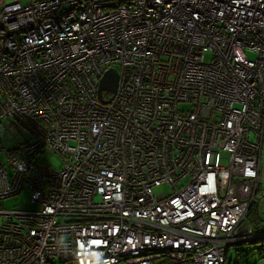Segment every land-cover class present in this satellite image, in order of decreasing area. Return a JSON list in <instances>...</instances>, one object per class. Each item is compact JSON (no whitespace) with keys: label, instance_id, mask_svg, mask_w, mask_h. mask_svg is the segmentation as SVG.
<instances>
[{"label":"built area","instance_id":"2783aa9c","mask_svg":"<svg viewBox=\"0 0 264 264\" xmlns=\"http://www.w3.org/2000/svg\"><path fill=\"white\" fill-rule=\"evenodd\" d=\"M0 91V264H226L264 238V0H0ZM24 188L40 209L1 205Z\"/></svg>","mask_w":264,"mask_h":264},{"label":"rangeland","instance_id":"374dc122","mask_svg":"<svg viewBox=\"0 0 264 264\" xmlns=\"http://www.w3.org/2000/svg\"><path fill=\"white\" fill-rule=\"evenodd\" d=\"M20 1L22 2V4H28L30 2V0H20ZM249 56L254 57V54L249 53ZM211 57H212V51L207 49L204 52V59L210 60ZM1 97L2 94L0 91V99ZM180 107L187 108L188 104L181 103ZM8 147H11V145L8 144ZM3 156L5 157V153H3ZM41 162L47 163L48 165L56 169H60L62 166V159H60L58 155L43 156ZM223 162L224 163L228 162V156L225 152L223 153ZM10 170L13 171L12 169ZM186 182H187L186 179L183 180L179 184V186H182ZM154 190L156 192L164 190L168 194H171L173 188L171 187L170 184H164L160 187L154 188ZM1 205L5 208H10V209L18 208L21 205L22 206L28 205L30 209H35V210L41 208L40 204L32 202V192L28 188H24L19 193L3 199ZM260 216L262 217V219H264V202L260 205ZM167 262L168 261L164 260L161 262V264H166ZM226 264H264V241H259L255 243H242L240 245L231 246Z\"/></svg>","mask_w":264,"mask_h":264},{"label":"water","instance_id":"95a60500","mask_svg":"<svg viewBox=\"0 0 264 264\" xmlns=\"http://www.w3.org/2000/svg\"><path fill=\"white\" fill-rule=\"evenodd\" d=\"M119 82V71L115 68L108 69L104 76L101 79L100 85H99V98L102 102L108 103L111 101L112 98L105 100L103 98V92L104 90L111 92L112 94H115L117 91Z\"/></svg>","mask_w":264,"mask_h":264},{"label":"trees","instance_id":"16d2710c","mask_svg":"<svg viewBox=\"0 0 264 264\" xmlns=\"http://www.w3.org/2000/svg\"><path fill=\"white\" fill-rule=\"evenodd\" d=\"M264 201H262L261 203H263ZM261 203L258 204H253L250 208V212L248 214V223H250V225L253 227L254 232L257 233H264V219H262V217L260 216V205ZM259 241H264V238H258V239H254L251 241H246V242H238L233 244L234 245H240L242 243H255V242H259ZM230 248L228 249V254H229ZM228 254H227V260H228Z\"/></svg>","mask_w":264,"mask_h":264},{"label":"crops","instance_id":"0c3cea01","mask_svg":"<svg viewBox=\"0 0 264 264\" xmlns=\"http://www.w3.org/2000/svg\"><path fill=\"white\" fill-rule=\"evenodd\" d=\"M262 204V203H261Z\"/></svg>","mask_w":264,"mask_h":264}]
</instances>
